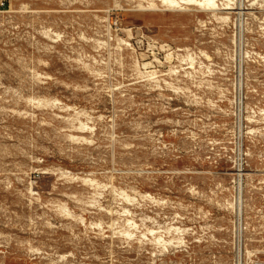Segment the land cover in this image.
I'll return each instance as SVG.
<instances>
[{
  "label": "rangeland",
  "instance_id": "obj_1",
  "mask_svg": "<svg viewBox=\"0 0 264 264\" xmlns=\"http://www.w3.org/2000/svg\"><path fill=\"white\" fill-rule=\"evenodd\" d=\"M138 1L0 0V264L264 262V0Z\"/></svg>",
  "mask_w": 264,
  "mask_h": 264
},
{
  "label": "bare ground",
  "instance_id": "obj_2",
  "mask_svg": "<svg viewBox=\"0 0 264 264\" xmlns=\"http://www.w3.org/2000/svg\"><path fill=\"white\" fill-rule=\"evenodd\" d=\"M146 1V3H143L142 2V0H139L138 1V3H137V5H138V7H140V8H145V9H153V10H156V9H159V8H163V9H188V7L190 6V4H198L200 7H202V8H204V9H206V8H208L211 12H212V14L215 16V17H220V19L221 18H225V20L227 19V18H229V16H222V15H219V12L217 11L218 9H221V8H223V10L224 9H234V8H237V7H234V6H236V4L234 5V6H232V4L235 2V0H234V2L231 4L230 2H229V0L227 1V2H225L224 4H222L223 6L221 7L220 6V4H219V1L218 0H145ZM144 1V2H145ZM232 1V0H231ZM220 3H222V2H220ZM237 3V2H236ZM241 3V2H240ZM239 3V4H240ZM238 6V5H237ZM240 7V6H239ZM222 10V9H221ZM233 11V10H232ZM228 12V11H227ZM226 13V12H225ZM225 15H227V14H225ZM224 21V20H223ZM129 28H127V30H128ZM130 32V31H129ZM122 40V39H121ZM175 53V52H174ZM173 54V53H172ZM204 54L209 58L210 56L208 55V54H206L205 52H204ZM186 55V54H185ZM172 55H171V52H167V57L166 58H170ZM182 56V55H181ZM188 56V55H187ZM174 57V56H173ZM183 57V56H182ZM181 57V58H182ZM156 58V57H155ZM171 59V58H170ZM180 59V58H179ZM185 59V58H184ZM188 59V58H187ZM181 60V59H180ZM189 60V59H188ZM196 59L194 58V56H192V54H190V64L191 65H193L194 64V61H195ZM169 61V60H168ZM138 62V61H137ZM197 62V61H196ZM203 62V61H202ZM135 63V62H134ZM139 64V63H138ZM149 64H152L151 62H150V60L149 61H146V62H144L143 63V65L145 66V67H147V66H149ZM201 64H204V63H201ZM135 65V64H134ZM198 65H200V63L198 64ZM205 65V64H204ZM174 66V65H173ZM201 66V65H200ZM207 67H209L208 65H206ZM136 67V66H135ZM140 68V67H139ZM171 68V67H170ZM136 69V68H135ZM173 69H175V68H173ZM207 69V68H206ZM137 71L138 70H140V69H138V66H137V69H136ZM146 70V69H145ZM169 71H170V69H168ZM209 70V69H208ZM150 71V70H149ZM156 71V70H155ZM154 69L152 70V71H150L149 73L150 74H153L154 72ZM175 71V70H174ZM177 71V70H176ZM209 71H212V70H209ZM144 72V71H143ZM171 72V71H170ZM172 73V72H171ZM175 73V72H174ZM140 74V73H139ZM143 74H145V72L143 73ZM152 76V75H151ZM53 101V100H52ZM72 120H74V119H72ZM78 121V120H77ZM76 125V124H75ZM86 126V124L81 120V121H79V126L78 127H81V128H83V127H85ZM240 174V173H239ZM94 180V179H93ZM92 179L90 180L91 182L93 181ZM99 183V182H98ZM94 184H96V183H94ZM63 208V207H62ZM65 209V208H64ZM67 210V209H66ZM68 211V210H67ZM70 212V211H69ZM81 218V217H80ZM128 219H126V221H127ZM129 221H130V223L133 225V224H135V220L134 221H132L131 219H129ZM128 223V222H127ZM128 225V224H127ZM131 225V226H132ZM133 227V226H132ZM135 227V226H134ZM174 227V226H173ZM129 228V227H128ZM125 229V228H124ZM169 230V229H168ZM125 231V230H124ZM128 232L130 231V229L129 230H127ZM130 234H131V232H130ZM158 241H164V239L162 238V235H157L156 237H155ZM154 238V239H155ZM166 241V240H165ZM156 242V241H155ZM248 250V249H247ZM252 251V250H251ZM248 252H250V251H248ZM260 264H264V262L263 263H260Z\"/></svg>",
  "mask_w": 264,
  "mask_h": 264
},
{
  "label": "built area",
  "instance_id": "obj_3",
  "mask_svg": "<svg viewBox=\"0 0 264 264\" xmlns=\"http://www.w3.org/2000/svg\"><path fill=\"white\" fill-rule=\"evenodd\" d=\"M1 4H4V2H3V1H1Z\"/></svg>",
  "mask_w": 264,
  "mask_h": 264
}]
</instances>
